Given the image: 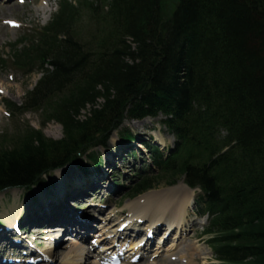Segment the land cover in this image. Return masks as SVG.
<instances>
[{
  "label": "trees",
  "instance_id": "16d2710c",
  "mask_svg": "<svg viewBox=\"0 0 264 264\" xmlns=\"http://www.w3.org/2000/svg\"><path fill=\"white\" fill-rule=\"evenodd\" d=\"M73 1L11 46L13 68L42 77L7 109L39 112L63 135L1 137L0 192L33 185L125 119L162 115L174 149L150 147L157 172L138 173L127 197L184 177L202 192L215 260L264 264V0H178L169 14L164 0Z\"/></svg>",
  "mask_w": 264,
  "mask_h": 264
},
{
  "label": "rangeland",
  "instance_id": "374dc122",
  "mask_svg": "<svg viewBox=\"0 0 264 264\" xmlns=\"http://www.w3.org/2000/svg\"><path fill=\"white\" fill-rule=\"evenodd\" d=\"M57 1L58 0H27L24 2V4L18 5L17 0H0V59L6 61L4 66L0 67V139L1 137H7V142L10 141V137L12 138V136H14L18 128L21 129L18 130L19 133L24 129L42 128L44 135L52 140H59L63 135L61 126L55 122L48 123L47 125H42V115L39 112L27 113L24 115L17 114L14 115L15 117L11 116L7 118L6 110L8 109L5 107L6 102H10L19 106L22 103L25 93L33 88V86L41 76L37 73L30 76H23L19 72L13 70L11 64L7 62V57L10 53L9 45L19 41L24 36V34H28L29 30H35L37 27H43L47 25L52 16L57 12ZM175 4L176 0H164V12L166 14H169ZM86 21L87 15L83 12L80 16L79 27L83 28ZM31 31L29 33H31ZM160 120L161 118L157 117L137 122H124L122 127L111 136L110 140L107 143V146L97 150V153H99L102 162L104 161V155H102L103 153H105V159L109 162L107 168L105 169V172L102 174L105 175V177L103 176V179H101L102 177L99 178V176L94 178L95 180H97L98 178L100 180H98L99 185L95 188V192L93 194L90 191L86 190V187L84 186L80 188L79 193L86 190L85 197H81L82 195H78L77 192H74L75 194L72 197H67L65 202L73 200L78 196V198L75 199L76 202L72 206L74 208H71L72 210H75V207H80L81 211L83 210L86 213L90 214L89 217L95 220V225H98L100 223L102 225L107 216L110 217L113 214L114 219H112L110 224H112V229H116L120 221L119 218L122 215L121 213L127 215L129 211L127 207H131L129 206L131 205V200L125 199L126 194L123 189H120V187H127L128 184L126 183V181L134 174H136L137 171L141 170L142 166L148 164L149 154L145 152L146 150L140 153L139 150L141 149V147L135 146L130 151V153H132V156L127 155V158L123 160L121 164L118 162L117 158L113 159L106 156L111 155L110 153H116L115 151H118V149L120 150L118 154H121L122 147L120 146L123 145H121V139L119 136L122 134L123 130H128L130 134L138 136L144 141H147L148 138H151L150 144L157 145L160 149H163V147L166 146L164 149L167 153L168 149L173 147V140L166 132V130L162 126H160ZM143 121H147L149 123ZM162 139L165 142L164 144H162ZM116 146L117 149H115ZM110 162L112 163L110 164ZM113 164L115 166H113ZM76 177L77 171L75 169H70L65 173L64 181L69 182ZM76 183H79V185H83L79 180L76 181L74 185ZM176 190L180 192L185 191L184 195H186V197L190 192L189 189L183 184V181L178 180L174 186H167L166 184L162 183L160 186L155 187L153 190L148 191L142 196H149L153 193L163 194L165 192ZM98 192L100 193L98 194ZM65 193L61 197H65ZM177 194L180 195V193ZM26 197H28V193L20 190H8L0 194V218L3 219L6 224H9V222L17 214L20 217V214L24 209V203L26 204V207L31 206L32 199L28 198L27 201ZM63 200L64 198H60L57 201L51 202L52 204L50 203L51 206H55L54 211L56 210L60 213V204H63ZM104 204L107 205L105 207L106 209H101L102 212L98 216V214H96L95 212L97 210H100V208ZM49 205H46L45 208L40 207V209L42 208V214L33 215V218H41V216L46 213ZM188 210L189 209H187L188 214L186 221L188 223L186 228V235H183L182 239L179 240L180 242H182L181 246L187 247V249H189L193 253L194 261L192 264H217V262H215L213 259L212 250L207 244L208 239L202 236V231L205 226V219H200L198 216H196V214L192 212V208L189 211ZM46 214L50 215L51 210H49V213ZM43 224L44 220H40L39 225L34 226H42ZM35 230L37 231V229ZM36 231H31V233H35ZM67 235L68 234H66V236ZM62 239L64 240L65 244L70 243L66 241L67 239H64V236L62 237ZM169 241L170 239H168V243ZM168 243L165 246L166 248L169 246ZM196 253L203 254L204 259L197 258V255H195ZM186 263L187 260L184 264ZM167 264H179V261L173 259L172 261L167 262Z\"/></svg>",
  "mask_w": 264,
  "mask_h": 264
},
{
  "label": "bare ground",
  "instance_id": "6f19581e",
  "mask_svg": "<svg viewBox=\"0 0 264 264\" xmlns=\"http://www.w3.org/2000/svg\"><path fill=\"white\" fill-rule=\"evenodd\" d=\"M143 122L149 123L147 121H143ZM162 143H163V139H162ZM111 163L112 162H110V164ZM80 182L83 185H79V183H76L74 185L75 189L73 190L72 187H70L69 190L65 193L66 196L65 197L63 196L64 202L63 204L62 203L60 204L61 205L60 213L56 210L54 211L55 206L54 205L51 206L52 203L51 204L49 203L50 205L48 204L49 207L46 210V213H49V210H51V214L47 215L46 213H44L43 215L44 217L49 218L50 220L56 221L58 223H62L61 227H63L64 230L71 228V224L74 223L82 225L83 227H86L89 224V221H87L86 224L87 218L85 215L80 217V215L74 214L73 210L71 209V206L68 205L69 206L68 207L65 202L67 197L68 198L72 197L75 194L74 192L79 193L80 188L86 186L87 184L88 185L92 184L93 186L96 184L98 185V182H95L93 180L90 182L86 181V183L84 182V180H80ZM65 191L66 190H64V192ZM64 192L62 193L60 192V193L63 194ZM177 193H180V195H178ZM184 193L185 191L180 192L178 190L165 192L163 194L153 193L149 196L145 195L140 197L136 201L131 202V205H129L131 207H127L129 211H128V217L125 220L128 221H132V220L135 221L138 219L146 220L147 221L146 228L153 227L154 225L161 223L163 225H160V227L154 228L153 230H155V232L158 230H162L165 235L169 234L168 230L174 229V232L173 231L170 232L168 237L163 240V243L165 244L166 241L170 239L169 246L167 248L162 249V246L157 247L156 245L154 251L151 254H149V258H151V260L157 261V263L155 264H160L161 262L167 264V262H170V259H172L175 256L178 257L179 264H184L183 262L184 259L187 260L186 264H192L194 261L193 253L189 249H187V247H182L181 246L182 242L179 241L180 239H182L183 235L186 232L185 227L187 224L186 221L188 214L187 209L191 208L190 204L192 203L191 191L188 193L187 197L186 195H184ZM98 211L100 212V210ZM39 212H41V209H39ZM69 217H72L71 223L64 224V222H66L65 220ZM9 223H11L12 225L13 222H9ZM107 225L108 224H106L105 226H100L102 227L101 228L102 231L99 230L100 233L97 232L98 236L100 234L103 235L104 232H106L107 234L116 233V230H112V227ZM51 231L53 232L56 230L52 229ZM135 232H136L135 227L132 228L131 230L128 227L126 228V231L119 234H115V236L122 237V236H126V234H132ZM98 240L99 239H96L94 243L97 242L102 245L103 240L102 239H100L99 241ZM141 240L143 243L141 245L142 247L148 246L151 242L150 239H146L145 235L140 237L139 242ZM157 240H158L157 244H160L161 237L157 238ZM71 242L72 243L63 246L64 243H62V240L57 241V245H59V248L64 247L63 252H60L57 256V261L59 264H99L98 263L99 262L98 259H100L99 257H102L101 259H110V256L106 255L107 251H113V249L114 250L116 249L113 243H110L109 245L105 244L101 247L99 252L93 255L92 252L89 250V247L84 246L82 240L71 241ZM136 243L137 241L132 243V245L129 247V250L132 254H136V252H133L134 249L136 248L135 245ZM22 247L26 256L36 255V253H34V251H31L23 242H22ZM195 255H197V258L204 259L203 254L196 253ZM17 259L21 260L20 264H24L23 263L24 257L19 256V258ZM139 264H152V262L148 261Z\"/></svg>",
  "mask_w": 264,
  "mask_h": 264
},
{
  "label": "water",
  "instance_id": "95a60500",
  "mask_svg": "<svg viewBox=\"0 0 264 264\" xmlns=\"http://www.w3.org/2000/svg\"><path fill=\"white\" fill-rule=\"evenodd\" d=\"M53 164H54V163H46V164L44 165V169L51 168L52 166H54ZM55 165H56V164H55Z\"/></svg>",
  "mask_w": 264,
  "mask_h": 264
}]
</instances>
